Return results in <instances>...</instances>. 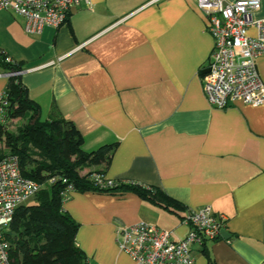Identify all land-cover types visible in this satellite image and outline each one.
I'll return each instance as SVG.
<instances>
[{
	"label": "crops",
	"instance_id": "1",
	"mask_svg": "<svg viewBox=\"0 0 264 264\" xmlns=\"http://www.w3.org/2000/svg\"><path fill=\"white\" fill-rule=\"evenodd\" d=\"M260 1L255 18H264ZM213 47L197 0H81L40 33L0 10V50L23 65L42 119L72 121L86 151L117 143L106 178L179 203L173 211L133 191H73L64 208L88 264H133L118 228L146 221L184 238L182 217L204 206L224 215L231 236L196 247L192 264H264V103L210 104L202 73ZM257 69L264 82V56ZM8 81L0 76V97Z\"/></svg>",
	"mask_w": 264,
	"mask_h": 264
},
{
	"label": "built area",
	"instance_id": "2",
	"mask_svg": "<svg viewBox=\"0 0 264 264\" xmlns=\"http://www.w3.org/2000/svg\"><path fill=\"white\" fill-rule=\"evenodd\" d=\"M81 0H0V10H12L27 19V30L40 33L45 25L60 26L67 22L72 7ZM204 11L207 27L214 39L206 69L202 73L204 92L210 104L226 108L234 101L259 106L264 103V82L257 69V59L264 56V18H255L260 0H197ZM256 33L251 34L250 30ZM85 43L81 44L83 47ZM0 53L2 51L0 50ZM7 62L13 59L5 54ZM31 70V69H29ZM24 68L2 75H21ZM6 100L0 97V123L5 121ZM102 186L115 180L96 176ZM55 182V179L49 181ZM42 185L23 175L19 159L6 155L0 160V264H12L8 231L17 208L34 198ZM73 192L69 187L65 196ZM190 230L184 238L146 221L116 230L119 249L133 259V264H192L195 248L222 238L226 229L224 215L211 206L188 211L182 219ZM88 264V263H87Z\"/></svg>",
	"mask_w": 264,
	"mask_h": 264
},
{
	"label": "trees",
	"instance_id": "3",
	"mask_svg": "<svg viewBox=\"0 0 264 264\" xmlns=\"http://www.w3.org/2000/svg\"><path fill=\"white\" fill-rule=\"evenodd\" d=\"M0 69L14 72L23 69V65L7 62L2 52ZM2 96L6 105L5 121L0 123V142L8 147L9 154L0 147V160L7 154L16 156L23 175L42 185L34 197L36 202L19 206L10 225L12 264H87L76 241L79 223L64 208L69 187L78 192L133 191L155 205L177 211L179 203L156 187L134 181L100 185L96 176H105L117 143L84 150L83 136L72 121L63 116L42 119L40 105L29 96L21 75L9 76ZM15 119L24 122L10 129L8 125ZM51 179L55 182L50 183Z\"/></svg>",
	"mask_w": 264,
	"mask_h": 264
},
{
	"label": "rangeland",
	"instance_id": "4",
	"mask_svg": "<svg viewBox=\"0 0 264 264\" xmlns=\"http://www.w3.org/2000/svg\"><path fill=\"white\" fill-rule=\"evenodd\" d=\"M23 122H24L23 119H15V120H12V121L9 123L8 126H9L10 129H14L15 127H17L19 124H21V123H23ZM0 147L4 148V149H5V152L9 154V149H8V147H7L4 143L0 142ZM8 154H7V155H8ZM41 188H42V187H41ZM35 197H36V196H35ZM35 202H36L35 198H31V199H29L28 201H26L24 204H25V205H30V204H34Z\"/></svg>",
	"mask_w": 264,
	"mask_h": 264
},
{
	"label": "water",
	"instance_id": "5",
	"mask_svg": "<svg viewBox=\"0 0 264 264\" xmlns=\"http://www.w3.org/2000/svg\"><path fill=\"white\" fill-rule=\"evenodd\" d=\"M208 71H209V69H205V70H204V72H208ZM222 236H223L224 238H229V237L231 236V234L229 233L228 230L223 229V230H222Z\"/></svg>",
	"mask_w": 264,
	"mask_h": 264
}]
</instances>
